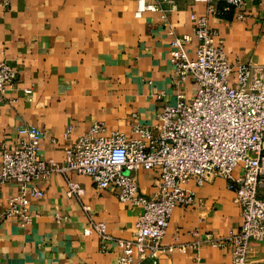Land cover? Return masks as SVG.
<instances>
[{"label": "crops", "instance_id": "1", "mask_svg": "<svg viewBox=\"0 0 264 264\" xmlns=\"http://www.w3.org/2000/svg\"><path fill=\"white\" fill-rule=\"evenodd\" d=\"M243 1V20L217 4L208 27L227 60L264 77V0ZM143 4L169 11L163 20L158 11L135 18L136 0H0V60L15 72L0 102V153L15 146L19 127L33 126L41 132L39 158L61 164L64 149L93 123H101L104 134L132 138V127L157 124L160 109L174 105L177 93L190 100L191 80L178 81L168 57L169 31L190 36L189 17L204 15L205 6L191 0ZM194 45L192 37L190 58ZM128 174L139 195L155 193V171ZM67 181L80 186L79 197L66 196ZM30 186L42 197L28 201L30 222L24 227L2 217L15 188L0 186V264H116L115 240L131 238L139 208L74 173H52ZM184 189L196 204L173 208L154 264H230L229 247L212 248L203 241L205 233L224 238L240 225L225 180L211 178L199 187L188 181ZM257 196L264 201V183ZM98 223L106 241L91 227ZM247 263L264 264V242L251 244ZM133 264L152 263L134 259Z\"/></svg>", "mask_w": 264, "mask_h": 264}, {"label": "built area", "instance_id": "2", "mask_svg": "<svg viewBox=\"0 0 264 264\" xmlns=\"http://www.w3.org/2000/svg\"><path fill=\"white\" fill-rule=\"evenodd\" d=\"M191 2L203 4L204 15L189 17L190 36H176L170 30L168 45L175 78L180 82L189 78L194 86L190 100L177 93L174 105L160 109L157 124L132 127V138L118 132L104 134L103 125L93 123L64 149L61 164L39 158V130L19 127L15 146L0 153V186L15 188L5 201L3 218L19 227L29 224L27 203L42 197L30 185L48 175L86 176L95 189L111 188L118 202L140 209L131 238L115 240L116 264H133L134 259L154 264L173 208L196 204L185 184L193 181L199 187L218 177L232 192L241 222L236 232L224 238L205 233L203 241L212 248L229 247L230 264H248L251 244L264 242V201L257 196V188L264 183V77L258 70L227 60L220 42L213 44L215 33L208 27L207 18L217 14V4L222 5L221 11H231L235 19L243 20L244 1ZM145 11H158L164 20L169 10L136 0L134 17ZM192 37L195 45L190 58L187 46ZM14 80V70L0 60V102ZM69 133L66 130L63 137ZM138 170L156 172L158 183L150 197L138 194L134 178L128 174ZM81 192L77 183L66 182V196L79 197ZM91 227L100 241L108 239L102 224Z\"/></svg>", "mask_w": 264, "mask_h": 264}]
</instances>
